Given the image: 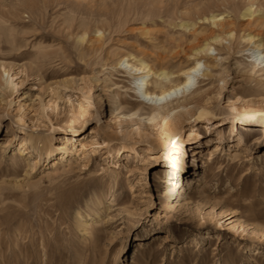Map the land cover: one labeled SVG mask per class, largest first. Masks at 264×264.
Returning a JSON list of instances; mask_svg holds the SVG:
<instances>
[{
    "label": "rangeland",
    "instance_id": "rangeland-1",
    "mask_svg": "<svg viewBox=\"0 0 264 264\" xmlns=\"http://www.w3.org/2000/svg\"><path fill=\"white\" fill-rule=\"evenodd\" d=\"M248 7L254 13L244 17ZM211 10L235 36L212 51L206 95L172 137L164 123L127 117L153 108L139 103L120 59L153 63L161 45L202 42L215 28L201 19ZM249 35L264 41V0H0V264H264V141L247 161L230 153L240 136L264 139L261 118L243 114L260 107L264 115V88L247 73ZM201 105L215 117L199 118ZM219 129L229 153L203 166ZM33 130L47 138L28 152ZM83 141L92 145L70 170ZM181 143L186 154L169 158ZM195 148L204 156L188 168ZM198 174L193 189L188 178ZM161 177L178 183L169 207ZM192 191L209 201L197 205Z\"/></svg>",
    "mask_w": 264,
    "mask_h": 264
},
{
    "label": "bare ground",
    "instance_id": "bare-ground-1",
    "mask_svg": "<svg viewBox=\"0 0 264 264\" xmlns=\"http://www.w3.org/2000/svg\"><path fill=\"white\" fill-rule=\"evenodd\" d=\"M253 13L254 11L252 8L248 7L244 13V17L253 15ZM201 19L205 21V23H208L209 26L212 28L215 27L216 29H212L211 33L205 36L202 42L189 45L188 49H186L184 44L181 42L175 41L173 43L169 42V45L160 46V48L163 50V54L159 56V59H156L158 60L157 62L150 63L142 58L141 60H138L133 55H125L120 59L118 64H120V66H124L129 75L136 79L137 84L134 89L137 97L139 98V103L151 105L152 107L150 108H153L151 113H148L147 111L143 114L142 111V113H140L137 110L134 113L125 114L127 117H130L132 120L139 119L140 122L149 121L154 125L164 123V131L169 137H172L176 133L180 123H182V119L184 118L182 116L191 111L192 104L198 103V101H200V99L206 95V91L203 90V82L207 79L206 77H210L212 75V70H210L211 64L209 62L210 58H212V51L222 50V47H225V41L228 40L231 42L233 40L235 31L229 27L230 24L225 20V17L222 15V13L220 14L213 10L205 11L203 12ZM180 26L187 31L190 30V24L188 22H183L180 24ZM103 36L104 32L99 30L97 36L98 39L101 40ZM259 37V35H249L244 37L245 40L251 44L248 50L252 51V55L255 57V61L250 66V69L247 71V73L250 79H255L258 84L264 88V41ZM80 39L84 40L85 35H82ZM182 56L187 58L186 64H182L178 68H175V59ZM204 67L207 68V70H204ZM4 70L5 73H7L6 82L8 84H13L9 71H7L6 68ZM148 105L147 107H149ZM213 109L215 108L201 105L197 110L199 118H205L210 121L211 117H215L214 113L212 112ZM262 111L263 109L256 107L250 109L249 111H245L243 114L247 115L249 120L261 118V121L264 124V115L262 117L259 116L260 112ZM249 120L246 121L251 123ZM222 124L223 122L221 121L216 122V127H219ZM230 132L231 134L229 137L231 138L232 133L235 132L234 124L231 127ZM212 137L213 135H210L207 139ZM46 138V136L39 134L35 130L29 131L26 133L23 145H25L26 148L29 149L28 152H30V150L36 148L40 141ZM226 138V133L222 132V129H219L218 139L211 140L215 145L209 149L207 155L208 157L205 158V161H201L203 166L207 167L210 166V164H213L217 159V156L222 152L229 153L228 151L230 149L224 145ZM196 141V139H193L191 142ZM263 141L264 139L262 140L260 137L256 136L251 139L249 137L246 138L244 136H240L238 138L237 145H233L235 150L233 149L230 152L231 159L236 163L247 161L248 159H246V157L253 153L252 149L254 144H262ZM80 144V151L82 153L78 152L77 158H70L72 159L69 160L70 162L68 163L70 170L72 169L74 162L78 160V157L85 156L86 150L92 145L86 141H83ZM199 148L193 149L194 156L192 158V165L187 164L188 168L193 166L194 161L196 162L200 160L197 158L199 154L204 156L205 151L202 150L204 147L201 150ZM178 150L179 153L170 155L169 158L175 155H180L176 159L182 158L186 154V145L181 143ZM24 153L25 150L20 148V150L15 152V155L22 157L24 156ZM260 153H263L264 156V149H262ZM63 158L64 155L62 156V159ZM25 159L28 160L27 158ZM27 165L29 169L34 170V162L32 163L29 161ZM175 167L178 170L176 171L172 166L171 168L174 170L171 173L172 175L181 172V166L175 165ZM53 171L54 170L49 169L48 174ZM196 177L193 178L191 176L188 178L189 185H192L193 189L196 182L199 184V186H202V177H200L199 174ZM160 180L162 189L159 190V196L163 200V206L169 207V200L175 196L178 190L176 187L178 183L174 180V178L167 179L165 177H161ZM195 193V191L191 192V199L196 197ZM209 199V195H202L199 198L196 197L195 202L197 205H200L203 202H208ZM225 215L227 218L232 220L231 217L234 215V212H228ZM233 221L234 220H232L231 223H233V226L236 227L238 224ZM219 222L220 220L217 221V223ZM162 239L165 243L167 242V236H162ZM140 248H142V242L140 243Z\"/></svg>",
    "mask_w": 264,
    "mask_h": 264
}]
</instances>
